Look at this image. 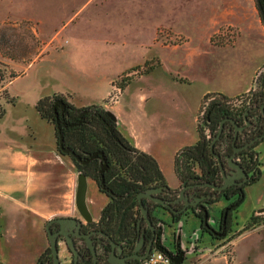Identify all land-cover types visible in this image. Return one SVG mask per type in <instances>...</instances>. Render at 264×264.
<instances>
[{
	"label": "crops",
	"instance_id": "0c3cea01",
	"mask_svg": "<svg viewBox=\"0 0 264 264\" xmlns=\"http://www.w3.org/2000/svg\"><path fill=\"white\" fill-rule=\"evenodd\" d=\"M165 2V13L181 14L183 0ZM148 5L144 0L143 7L150 11ZM194 10L195 4L190 13ZM204 10L206 15L195 21L179 25L162 20L149 23L148 30L135 16V26L127 35L114 27L103 34L63 35V27L68 26L63 24L48 41H59L61 46H49L23 63L1 58V64L16 74L1 87L13 102L4 103L0 96L1 264H36L48 247L44 230L47 220L75 217L82 223L96 222L107 201L97 185L86 180L84 200L89 219L79 214L75 205L78 176L59 154L53 126L35 108L41 96L67 94L76 106L105 102L131 145L153 158L165 185L170 189L179 187L174 157L197 141L201 97L209 92L228 97L247 93L264 64V26L253 0H208V9ZM223 26L236 31L233 41L211 43V35ZM157 28H169L171 36H182V41L164 43L157 38ZM245 47L247 52H237ZM152 57L159 59L158 66L113 91V81L120 73ZM255 150L258 178L245 186L243 201L231 214V224L235 220L237 227L230 233L242 228L251 214H262L264 210V139ZM224 205L225 201L219 200L209 207L208 217L213 224L216 211ZM159 220L162 245H169L171 237L173 246L183 251L181 260L173 264H214L215 256L207 257L206 253L215 246L216 239L203 236L206 231L200 228L197 216L172 218L165 213ZM62 246L59 243V253L66 252ZM63 257L61 264L68 263V257Z\"/></svg>",
	"mask_w": 264,
	"mask_h": 264
},
{
	"label": "trees",
	"instance_id": "16d2710c",
	"mask_svg": "<svg viewBox=\"0 0 264 264\" xmlns=\"http://www.w3.org/2000/svg\"><path fill=\"white\" fill-rule=\"evenodd\" d=\"M253 2L257 16L264 26V0H253ZM159 64V59L152 57L140 65L130 68L128 72L135 71V76L140 75L149 72ZM15 75V72L7 70L0 63V96L4 103H11L14 99L8 96L1 87ZM133 77L134 75L130 76L124 73L120 76V81L115 79L113 84L121 90ZM257 77L258 88L254 91L249 90L250 97L247 104L244 103L238 108H232L228 104V101L234 97H228L221 93L209 92L201 97V102L207 101V99L209 101L202 115L196 117L197 141L177 151L174 157V172L179 181L182 182L193 176L214 177L216 175L218 167L211 152L210 141L217 133L221 119L230 117L241 124L243 112L264 101V73L260 77L256 74V80ZM57 100L62 102V108L59 105L53 107ZM201 102L198 112L201 110ZM104 103L76 106L69 101L67 94L52 93L38 98L35 108L39 115L53 126L56 140H58L59 130L64 147L70 148L83 160L96 154L85 162H80L68 154L62 155L70 158L77 175L92 180L107 198L99 212L97 221L92 224L109 235L112 240H123L130 244L136 237L137 193L148 187L165 185V181L153 158L133 147L127 137L119 131L114 118L104 107ZM2 113L3 107L0 105V116ZM246 119L255 123L256 127L261 130L264 127V116L258 109L249 110ZM205 129H207L208 135L204 134ZM232 136V124L229 121L223 122L221 134L212 145L213 152L219 154V149L224 150L229 147ZM256 145L247 147L238 155L248 177L242 185L231 188L230 193H227L229 196L227 195L228 210L225 215L227 231L225 235L230 229L231 214L243 201L245 186L258 178L259 161L258 153L255 150ZM59 154L61 153L59 152ZM102 158L106 161V167L102 172L103 182L100 183L99 167ZM258 220H264V210L262 214H251L242 229H247L251 223ZM46 251L49 253L48 247L45 249ZM45 252L38 257L36 264L41 261Z\"/></svg>",
	"mask_w": 264,
	"mask_h": 264
},
{
	"label": "rangeland",
	"instance_id": "374dc122",
	"mask_svg": "<svg viewBox=\"0 0 264 264\" xmlns=\"http://www.w3.org/2000/svg\"><path fill=\"white\" fill-rule=\"evenodd\" d=\"M146 3L151 6L150 11L149 8L143 7L144 0H0V63H3L1 58L7 61L23 63L48 50L49 46H61L62 44L59 41L55 43H48V41L63 24L68 25L65 28L63 27V35L67 32L88 35L103 34L107 33V31H112V27L121 29L127 35V33L130 34L135 26L133 24L135 16H139V18H136L137 21L140 18L142 19L144 29L148 30L150 25L162 20L173 21L179 25L189 20L195 21L196 18H203L206 15L207 10H204V7L208 9V0H195V2L183 0L181 14H176L175 11H172L174 14L172 15L170 12H166L167 14L164 12L168 5L165 0H146ZM193 4H195V10L191 14L190 9L192 12ZM135 6H138V8H135ZM196 10L197 15L195 16ZM131 21L132 24H130ZM58 34L61 35V33ZM156 35L164 43L171 44L182 41V36H171L169 28H157ZM235 35V30L228 26H223L219 27L211 35L210 40L215 45H224L231 43ZM244 51L247 52L248 48L246 50H237L240 53H244ZM2 65L5 67L4 64ZM128 70L120 73L115 79L120 81L119 78L124 73L135 76V71L128 72ZM263 73L264 64L257 74L260 77ZM258 83L257 77V80L255 79L253 83V91L258 88ZM113 91L116 92V89L114 88ZM249 93L239 96L242 99V104L249 99ZM104 107L106 106L104 105ZM63 157L74 170L70 158L65 155ZM86 180L90 179L86 178ZM219 214L220 210L216 211L214 217L216 224ZM211 221L209 218V223L214 226L215 223L213 224ZM236 227L237 224H235L234 220L227 233L229 235L228 238L224 240L222 238L216 239V244L213 248L217 251L213 255L215 256L213 257V263L264 264V220L251 223L247 229L243 230L240 228L238 231L230 233ZM209 235H211L210 232L203 234L204 237H209ZM228 240H230V243L224 246V242ZM168 244L165 247H170V249H167L171 250L173 248L171 237L168 240ZM64 251H66L65 247ZM46 254H48L47 251L45 252ZM59 254L60 262L64 254L70 260L68 251L60 252ZM206 254L207 257H212L208 256V252Z\"/></svg>",
	"mask_w": 264,
	"mask_h": 264
},
{
	"label": "flooded vegetation",
	"instance_id": "af4514ba",
	"mask_svg": "<svg viewBox=\"0 0 264 264\" xmlns=\"http://www.w3.org/2000/svg\"><path fill=\"white\" fill-rule=\"evenodd\" d=\"M255 109H258V108H255ZM242 124H244V121L241 123V125ZM263 128L261 130L258 127H256L255 123L249 122L248 125H246L245 128L243 129V133H238L237 137L234 140L232 136L231 144L229 147L225 148L224 150L219 149V159L221 161L225 174H227L230 171V167L227 165L226 156L232 155V154L234 155L232 157V161L238 164L245 172L244 168L242 167L240 163L238 155L246 148L241 149L240 147L246 143H249L252 139H254V137L259 135L263 131ZM263 139L264 137L260 140H256L250 143L249 146L257 144L259 141ZM217 167H218V170L214 177L193 176L197 178L193 179V177H191V178L185 179L186 185L196 183V182H208L210 183V185H205L203 187H198V188L197 187L186 188L183 194H179L178 190L181 187V184H180L179 187L175 189V193H173L172 195H168L166 193H160V194H152L148 196H143L141 198L144 208L147 209V212L150 215V221H151V224L153 225V229L155 233L158 230H161L162 227L160 225L161 223L159 219H162L165 213L168 214L172 218H176L181 215L193 214L199 218L200 228L203 231L210 232L204 226V221L202 219L203 212L201 210L200 204L206 207V210L208 213L209 211L208 209L213 203L219 200H223L225 201V205L220 210L217 224L212 226L209 223V217H208L209 215H207L206 222L209 228L212 230L211 231L212 233H210L212 237H214L215 239H221L225 236V233L227 231V226H225V218H224V222L222 223V217H223L224 208L228 207L227 195L230 193L231 188L242 185L247 179L244 182H241L243 178L239 177V178L234 179L232 183L226 185L224 188L217 189L215 187H218L224 183L221 170L218 164H217ZM247 177H248V174H247ZM196 195H205V197L201 199L199 202H197L195 205H192V202L194 201V197ZM155 196H161L165 199H168L169 201L173 199H177V200L174 202L170 201L168 203L169 207H165L153 200V197ZM139 218H140V228L145 230L146 238L137 250L134 249L137 233H136V237L130 244L123 240H120V241H115L116 244L113 247H111V245L109 244L105 236L100 235L95 232V231H100V230L95 225L92 224L93 222L82 223V226L79 229L80 233L93 232L90 234V237L92 239V242L95 244L96 257L95 259H93L92 255L89 253V250L86 247V240L83 237L72 236L75 247L78 250V255L76 259L73 260L72 254L68 252L70 254V260L68 264H120V261H122L124 264H138L140 262V259H139L140 256L146 254L147 252L150 253L151 251L155 249L153 244H151V247L148 249L147 241H148V237L150 236V231L147 227V223L142 218L141 209L138 206L137 219ZM137 219H136V222H137ZM51 229L53 231H56L58 229V225L56 223H52ZM57 240H58L57 244H58V255H59V243H61L65 247V238L63 235H57ZM160 244H162V242ZM178 249L180 250V248ZM111 250L113 252L112 254L109 253ZM172 250L176 252L177 246L174 245ZM39 262H41V264H45V263L51 264L50 253L44 255L41 261Z\"/></svg>",
	"mask_w": 264,
	"mask_h": 264
},
{
	"label": "water",
	"instance_id": "95a60500",
	"mask_svg": "<svg viewBox=\"0 0 264 264\" xmlns=\"http://www.w3.org/2000/svg\"><path fill=\"white\" fill-rule=\"evenodd\" d=\"M56 105H59L61 108L63 107L62 102L58 101V100L54 103L53 107H55ZM255 108H258L260 110L261 114L264 116V102H262L258 106L248 108L243 112L244 124H242V125L238 124L237 122H235L230 117H225V118L220 120L218 129H217V133L212 137V139L210 141L211 152L213 153V156H214L215 160L217 161V164L221 170V174H222V177L224 180V183L222 185L215 187L217 189L224 188L226 185L232 183L234 179L239 178V177H242L243 180L241 182H244L247 179V174L243 171V169L238 164H236L235 162L232 161V157L234 156L233 154L226 156L227 165L230 167V171L227 174H225L224 169H223L222 164H221V161L219 159V154L213 152L212 145L219 138V136L221 134L223 122H225V121H229L233 126V140L237 137L238 133H243V129L249 123L248 120L246 119V114L248 113L249 110L255 109ZM263 137H264V128H263V131L259 135L254 137V139H252L249 143L242 145L240 148L241 149L247 148L250 143H252L256 140H260ZM57 148H58L60 153L71 155V156H73L74 159H76L80 162H85L90 157H93L96 155V154H93L85 160L80 159L79 156L74 154V152L70 148L64 147L62 145V137H61V134L59 133V130H58ZM105 167H106V161L104 158H102V163L99 167V174H100L99 182L100 183L103 182L102 172L105 169ZM77 176L78 177H77V186H76V192H75V205H76V208H77L79 214L85 220H88L89 219V212L87 210L85 200H84L85 188H86V178L82 175H77ZM196 178L197 177H193V179H196ZM185 182H186V180L181 182V187L178 190L179 194H183V192L186 188H194V187L198 188V187H203L205 185H210V183H208V182H196V183L186 185ZM101 189H102V187H101ZM160 193H166L168 195H172L173 193H175V189H170L166 185H160V186L150 187V188H147L143 191H140L137 193V196H136L138 206L141 209L142 218L147 223V227L150 231V236L148 237V241H147L148 242V249L151 247V244H153L155 249L163 251L164 253L168 254L173 263H178V261L181 260V258L183 256V251L179 250L178 249L179 247L177 246L176 252L171 253L167 250L166 247H164L162 244H160L161 243V231L158 230L155 233V231L153 229V225L151 224V221H150V215L147 212V209L144 208V206L142 204L141 198L143 196H148V195H152V194H160ZM204 197H205V195H196L194 197V201L192 202V205H195L197 202H199ZM153 200L162 206L169 207L168 203L170 201L174 202L177 199H173V200L169 201L168 199H165L161 196H155V197H153ZM200 206H201V210L203 212L202 219L204 221V226L210 231V233H212L211 232L212 230L209 228V226L207 225V222H206L207 215H208L206 207L204 205H201V204H200ZM227 209H228V207L224 208V210H223L222 223L224 222V218H225ZM52 223H56L58 225V229L56 231H53L51 229ZM81 226H82V221L78 218H75V217H55V218H51L45 222L44 230L46 233L49 253L51 256V264H61L59 256H58L57 235H63L64 236V238H65V249L72 254L73 260L76 259L77 255H78V250L75 247L72 236L83 237L86 240V247L88 248L89 253L92 255L93 259H95V257H96L95 244L92 242V239L90 237V234L93 232H91V233H80L79 229ZM95 232L100 234V235L105 236V238H107L111 247H113L116 244L115 241L112 240L109 237V235H107L106 233H104L102 231H95ZM136 233H137V237L135 240V248H134L135 250H137L139 248V246L143 243V241L146 238L145 230L140 228V218L137 219V222H136ZM109 253L112 254L113 253L112 250ZM148 254L149 253L147 252L146 254L140 256L139 259L141 260V259L145 258ZM39 264H41V262H39ZM120 264H124V263L122 261H120Z\"/></svg>",
	"mask_w": 264,
	"mask_h": 264
},
{
	"label": "built area",
	"instance_id": "2783aa9c",
	"mask_svg": "<svg viewBox=\"0 0 264 264\" xmlns=\"http://www.w3.org/2000/svg\"><path fill=\"white\" fill-rule=\"evenodd\" d=\"M114 87H115L116 91L119 90L116 86H114ZM239 96H241V95H238L237 97H234L228 101V104L230 107L238 108L242 105V103H241L242 99ZM111 98H112V96H111ZM208 101H209V99H207V101L201 102V110L197 114L198 117H200L202 115L203 110L206 107ZM247 101L245 104H247ZM204 134L208 135L207 129L204 130ZM228 236L229 235L226 234L222 239L224 240V239L228 238ZM229 243H230V240L225 241L224 246L228 245ZM168 251L171 253H175L174 250H172V249L168 250ZM216 251L214 248L209 249L208 250V256H213ZM138 264H173V262L171 261L170 256L168 254L164 253L163 251L154 249L145 258L140 260V262Z\"/></svg>",
	"mask_w": 264,
	"mask_h": 264
}]
</instances>
